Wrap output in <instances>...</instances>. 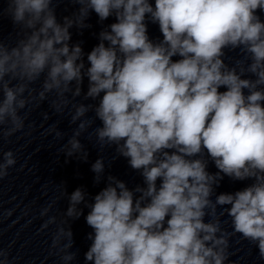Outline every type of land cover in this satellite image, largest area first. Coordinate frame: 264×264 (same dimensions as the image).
Segmentation results:
<instances>
[{"label": "clouds", "instance_id": "clouds-1", "mask_svg": "<svg viewBox=\"0 0 264 264\" xmlns=\"http://www.w3.org/2000/svg\"><path fill=\"white\" fill-rule=\"evenodd\" d=\"M6 2L23 38L10 48L0 41V126L10 125L4 135L23 128L19 110L34 99L31 84L43 77L39 99L55 91L59 112L68 103L65 94L80 96L86 77L85 99L98 103L75 106L71 121L94 110L102 124L94 130L97 140L115 145L143 177L145 186L129 190L109 176L87 205L94 235H88L86 261L225 264L235 233L264 258V20L257 14L264 0H72L79 8L62 23L54 0ZM91 12L100 22H115L99 32L86 67L81 45L69 44V29L91 27L85 22ZM148 22L159 26L162 39L149 38ZM225 49H240L245 59L230 67ZM92 122L79 123L69 156L81 149L76 137ZM209 160L215 173L207 170ZM14 164L12 151L5 152L0 177ZM92 171L99 182L102 159ZM224 176L253 182L213 202ZM83 201L77 188L67 215L79 218L76 205ZM224 205L230 207L218 213ZM225 214L232 233L221 227Z\"/></svg>", "mask_w": 264, "mask_h": 264}]
</instances>
